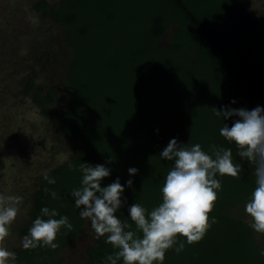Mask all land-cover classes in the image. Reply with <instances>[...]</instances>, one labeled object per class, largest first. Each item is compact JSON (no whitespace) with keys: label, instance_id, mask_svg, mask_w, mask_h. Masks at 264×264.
Listing matches in <instances>:
<instances>
[{"label":"trees","instance_id":"16d2710c","mask_svg":"<svg viewBox=\"0 0 264 264\" xmlns=\"http://www.w3.org/2000/svg\"><path fill=\"white\" fill-rule=\"evenodd\" d=\"M38 8L65 29L71 51L65 65V104L55 133L73 143V155L41 177L20 234L27 236L45 205L67 215L73 228L62 229L55 249H18L15 263L58 264L56 255L75 241L84 219L70 193L80 185L83 162L111 160L106 184L117 176L123 182L129 178L128 168L137 167L135 190L125 193L128 204L139 202L149 209L157 205L173 165L159 153L176 137L200 143L206 151L214 144L231 147L241 173L221 178L222 189L209 213L216 222L204 237L186 243L180 253L169 249L164 264H264V249L252 227L232 214L256 186L260 157L238 155L237 146L219 134L224 121L214 108L233 98V107L264 105V27L238 11L236 0H61L54 6L42 1ZM171 26L176 30L169 43L160 45ZM208 78L218 85L206 83ZM25 91H34L32 81ZM55 98L54 93L34 94L47 115ZM45 176L56 182L48 183ZM50 191L56 192L55 199ZM122 214L127 215L126 208ZM111 251L103 237L97 238L86 250L85 264H102Z\"/></svg>","mask_w":264,"mask_h":264},{"label":"clouds","instance_id":"9594fccd","mask_svg":"<svg viewBox=\"0 0 264 264\" xmlns=\"http://www.w3.org/2000/svg\"><path fill=\"white\" fill-rule=\"evenodd\" d=\"M236 103L233 98L228 104L214 107L215 115L224 121L219 134L237 146L241 158L260 157L255 170L256 186L244 211L251 227L264 232V105L249 109L233 107ZM229 120L231 124L226 122ZM159 155L173 165L160 188L161 200L151 209L139 202L128 204L125 193L126 189L135 190L137 167L128 168L129 178L123 182L117 176L106 184L105 178L113 171L111 160L81 163L80 185L73 188L70 195L80 217L90 220L96 237H103L105 243L112 246L113 251L105 255L102 264H164L169 249L180 253L186 243L200 241L216 222L215 217L210 221L209 213L222 189L221 178L241 173V165L234 161L232 148L223 145L214 144L206 151L200 143L188 144L173 137ZM45 179L50 184L56 182L54 177L45 176ZM50 194L56 198L55 191ZM18 199L0 194V240L8 235L17 217L19 209L15 201ZM125 208L127 215L122 214ZM72 228L67 215L45 205L32 221L24 246L55 249L59 247L57 236L62 229ZM12 255L0 244V264H9L7 258Z\"/></svg>","mask_w":264,"mask_h":264},{"label":"rangeland","instance_id":"374dc122","mask_svg":"<svg viewBox=\"0 0 264 264\" xmlns=\"http://www.w3.org/2000/svg\"><path fill=\"white\" fill-rule=\"evenodd\" d=\"M42 1L54 6L61 0H0V194L19 198L15 201L17 217L0 240L13 253L7 258L9 264H16V251L26 243L20 231L27 226L41 177L73 155V143L55 133L65 104V65L71 51L64 39L65 29L38 8ZM236 6L264 27V0H236ZM175 30L169 27L160 45H167ZM29 81L34 85L32 93L25 91ZM206 83L218 85L211 78ZM36 93L56 95L48 107L49 115L34 100ZM245 203L232 214L251 226ZM253 231L257 245L264 249V232ZM96 239L90 220L84 218L75 241L54 262L85 264L86 250Z\"/></svg>","mask_w":264,"mask_h":264}]
</instances>
